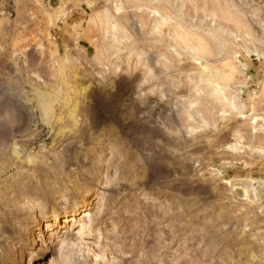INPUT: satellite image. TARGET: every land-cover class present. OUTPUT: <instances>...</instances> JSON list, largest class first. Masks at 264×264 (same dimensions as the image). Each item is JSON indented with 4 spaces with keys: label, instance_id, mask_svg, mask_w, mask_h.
I'll return each instance as SVG.
<instances>
[{
    "label": "rangeland",
    "instance_id": "obj_1",
    "mask_svg": "<svg viewBox=\"0 0 264 264\" xmlns=\"http://www.w3.org/2000/svg\"><path fill=\"white\" fill-rule=\"evenodd\" d=\"M0 205V264H264V0H0Z\"/></svg>",
    "mask_w": 264,
    "mask_h": 264
},
{
    "label": "water",
    "instance_id": "obj_2",
    "mask_svg": "<svg viewBox=\"0 0 264 264\" xmlns=\"http://www.w3.org/2000/svg\"><path fill=\"white\" fill-rule=\"evenodd\" d=\"M36 106L44 118L53 116L55 112V109L53 106V100H51L50 98L46 96H38Z\"/></svg>",
    "mask_w": 264,
    "mask_h": 264
},
{
    "label": "bare ground",
    "instance_id": "obj_3",
    "mask_svg": "<svg viewBox=\"0 0 264 264\" xmlns=\"http://www.w3.org/2000/svg\"><path fill=\"white\" fill-rule=\"evenodd\" d=\"M18 185V184H17ZM2 196H4V194H2ZM8 196V195H7ZM12 201V200H11ZM3 203H4V201H3ZM10 206V205H9ZM0 207H1V205H0ZM3 208V207H2ZM1 208V209H2ZM9 209V208H8ZM8 214H11V215H14V212H12V210L11 211H9V213ZM4 216H5V211H3V210H1L0 211V220H2L3 218H4ZM57 216V215H56ZM56 216H54V217H56ZM65 217V216H64ZM71 220H73V219H70V221ZM53 227L55 228V226L53 225Z\"/></svg>",
    "mask_w": 264,
    "mask_h": 264
},
{
    "label": "crops",
    "instance_id": "obj_4",
    "mask_svg": "<svg viewBox=\"0 0 264 264\" xmlns=\"http://www.w3.org/2000/svg\"><path fill=\"white\" fill-rule=\"evenodd\" d=\"M57 1V4H59V2H60V0H56ZM3 6V8H6V6L4 5V3L2 4Z\"/></svg>",
    "mask_w": 264,
    "mask_h": 264
}]
</instances>
